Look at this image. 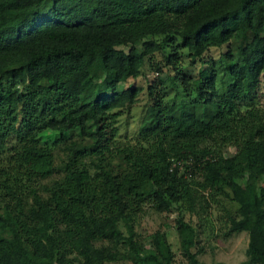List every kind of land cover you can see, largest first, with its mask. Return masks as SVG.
Segmentation results:
<instances>
[{
  "label": "trees",
  "instance_id": "16d2710c",
  "mask_svg": "<svg viewBox=\"0 0 264 264\" xmlns=\"http://www.w3.org/2000/svg\"><path fill=\"white\" fill-rule=\"evenodd\" d=\"M263 73L264 0H0V264H176L164 231L135 230L147 203L179 210L181 253L206 264L182 213L195 200L248 232L243 264H264ZM149 74L138 130L122 136L142 90L124 83ZM170 90L191 109L175 112Z\"/></svg>",
  "mask_w": 264,
  "mask_h": 264
},
{
  "label": "rangeland",
  "instance_id": "374dc122",
  "mask_svg": "<svg viewBox=\"0 0 264 264\" xmlns=\"http://www.w3.org/2000/svg\"><path fill=\"white\" fill-rule=\"evenodd\" d=\"M228 49L227 44L221 47H210L206 53L205 57L211 60H219L221 54ZM186 62L188 60L186 59ZM201 63L197 62L194 65H188L186 63V72L195 77L198 75ZM222 71H218V76L222 75ZM154 76L149 74L148 76H139L137 78L128 79L124 85L132 86H142V90L138 93V101L136 104L132 105L130 110L124 113L122 119L120 120V131L122 136L133 137L135 136L141 119L145 113L146 109V87L148 80H153ZM112 79L111 74H107L102 80L90 85L84 92L85 95H89L106 88L108 82ZM226 86V78L223 76L221 80L218 81L217 87L219 91H223ZM169 98L176 102L174 106L175 112H180L181 110L191 109V103H182L181 95H177L175 90H170ZM257 102L264 104V73L261 75L259 89L257 92ZM235 151L234 147H227L224 152L226 155H231ZM260 177L257 178L259 183ZM228 205L235 209V205L232 202H228ZM179 213L178 209L171 212H164L155 209L150 203L145 206L144 212H142L135 220V230L139 237L147 241L150 235L156 230H162L166 233L167 240L171 244V248L176 254L175 263L187 264L186 258L182 255L180 249V237L176 227V219ZM182 213L185 219L195 223L198 229V254L199 260L205 262L206 264H215L217 262H224L226 264H243L246 260V249L249 240V234L247 231H233L230 232L228 229V224L226 222V217L221 214L217 209L204 207L200 200H195L194 209L190 210L183 209ZM124 229V227L122 226ZM31 235V242L37 249L40 248L42 244L41 234L34 233ZM62 242L60 246H65L66 238H61ZM69 250L71 252L75 251V245L71 239L68 242ZM195 247L194 249H196ZM71 259L65 264H84L80 259L70 257ZM104 264H133L131 261L126 259H120L117 261L105 262Z\"/></svg>",
  "mask_w": 264,
  "mask_h": 264
}]
</instances>
